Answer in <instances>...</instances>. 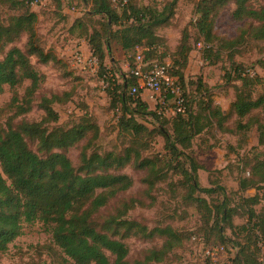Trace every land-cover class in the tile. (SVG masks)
Segmentation results:
<instances>
[{
  "label": "trees",
  "instance_id": "1",
  "mask_svg": "<svg viewBox=\"0 0 264 264\" xmlns=\"http://www.w3.org/2000/svg\"><path fill=\"white\" fill-rule=\"evenodd\" d=\"M3 1L12 3L21 12L11 15L6 24L0 23V54L6 44L21 35L27 36L23 50L14 47L0 59V94L6 87L9 89L11 98L6 106L12 116L18 117L31 111L33 96L42 81L31 58L40 65H60L62 62L53 50L43 46L37 31L38 14L28 8L31 2L40 0ZM80 1L87 4L89 10L83 11L73 29L80 30L81 40L98 61L96 74L102 75L110 108L118 114V133L129 136L132 144H142L145 138L157 135L163 140L166 155L144 157L141 152L146 150H135V145L121 153L104 154L90 153L86 147L76 169L66 152L90 133L95 139L99 128L84 119L66 129L49 128L48 125L58 121L53 104L59 103L60 98H42L38 107L44 112V118L40 122H24L7 130L0 128V253L22 235L26 226L38 225L49 236L48 248L59 264H127L129 250L124 241L133 237L162 239L161 246L149 250L145 258L146 264L161 263L183 242L171 226L148 229L130 220L127 216L134 207L131 202L121 203L116 214L97 221V216L111 201L133 186L130 177L112 172L134 166L146 174L143 183L152 188L170 170L182 177L192 194H210L214 192L212 186L205 188L198 183L197 173L202 166L190 153L195 138L210 129L228 133V124L235 119L239 130L249 131L255 127L258 144L264 145V78L255 71L251 73L250 67L236 59L241 44L264 41V0H198L195 19L180 31L179 40L170 54L157 30L171 25L172 9L178 0H169L162 10L131 0L123 5L111 0ZM253 1H259L258 6H254ZM230 4L234 6L230 16L235 23L241 24V28L238 36L222 38L215 32V22ZM192 32L195 42L202 46L204 62L208 65L227 62L222 68L223 76L226 85L233 89V99L225 112L215 104L214 94L201 77L195 81L185 78L184 70L192 51ZM161 48H165L166 53L161 52ZM114 49L126 58L129 53L136 54L141 49L142 62L148 66L155 62L152 59L159 58L158 62H161L168 55L171 62L168 73L182 91L185 113H173L167 117L162 109L150 110L141 99L140 90L132 91L136 87V78L131 72V61L129 71L123 72L111 58ZM108 57L110 68L105 64ZM255 67L264 69V64L257 60L251 68ZM25 81H29V85L21 96L18 90ZM160 99L169 103L171 111L174 110L172 94L162 89ZM26 139L36 141L38 153L30 150ZM239 162H244V168L248 169L247 177L239 180V191H256L254 196L242 200L247 209V231L251 230L259 251L258 246L264 239V210L261 214L254 206L259 205L264 197V155H256L252 161H247L245 156ZM162 165L167 166L165 172L160 170ZM194 201L206 210V223H211L220 243L231 242L224 234V226L231 225L227 199L223 197L214 206L203 198ZM245 250L239 247L234 264L249 259ZM29 263L46 264L39 261ZM253 263L264 264V260L256 259Z\"/></svg>",
  "mask_w": 264,
  "mask_h": 264
},
{
  "label": "rangeland",
  "instance_id": "2",
  "mask_svg": "<svg viewBox=\"0 0 264 264\" xmlns=\"http://www.w3.org/2000/svg\"><path fill=\"white\" fill-rule=\"evenodd\" d=\"M131 1H136L140 5L154 6L157 10H162L169 2V0ZM197 2L198 0H178L172 9L171 25L157 30L158 35L164 38V46L169 49L167 53L173 52L179 40L180 31L195 19ZM112 4L118 7L117 4ZM252 4L258 6L259 1H253ZM28 8L38 14L37 31L43 46L45 49L53 50L62 64L40 65L31 58L34 68L42 76L38 91L33 96L32 109L18 117L12 116L13 113L6 106L11 98V93L6 87L0 94V128L7 130L17 128L24 122H40L44 118V112L38 107L41 99L57 96L60 102L54 103L53 108L58 114V121L56 124L48 125L49 128L57 126L66 129L79 123L81 119L90 121L99 128L95 139L90 133L84 141L66 152L76 169L80 166L81 154L86 147L89 148L90 153L104 154L121 153L125 148L135 145V150H146L141 152L144 157L166 155L163 140L157 135L145 138L142 144H132L129 136L118 133V114L110 108V99L105 91L106 83L102 75H93L75 63L74 57L77 54L84 57L92 54L89 48L82 47L83 37L80 30L73 29L75 21L82 17L83 11L89 10V6L80 0H40L36 5ZM233 9L234 6L230 4L216 20L215 32L219 37L238 36L241 24L232 20L230 14ZM19 12L21 10H17L12 3L0 0V23L6 24L11 15ZM191 34L192 51L184 70L185 78L195 81L197 77H201L202 82L214 94V101H218L222 108L227 109L233 96V89L226 85V79L223 76L222 68L227 62L215 65L204 62L202 46L195 42L194 33ZM26 38V35H21L14 42L6 44L0 59L14 47L23 50ZM240 46L241 49H237L240 54L236 59L246 67H250L251 73L255 71L264 78V69L251 68L257 60L264 64V41ZM164 49L161 48L160 51L166 53ZM137 55L142 56L141 49L137 50L136 54L129 53L127 58L114 49L111 58L117 66L122 61L128 64L131 61L132 72ZM152 60L155 61L154 63L169 62L171 64L168 55L161 62H158L159 58ZM110 61L109 57L105 59V64L109 68ZM28 85L29 81H25L18 90L21 96ZM180 92L182 94L181 89ZM145 93L146 91L140 90L141 96ZM160 95L161 93L158 92H149L148 97L145 96L143 101L147 103L150 110L162 109L165 115L169 109V103L162 102ZM234 120L232 119L228 124L230 132L224 133L210 129L195 138L192 143L190 153L202 166L197 173L198 183L205 188L212 186L213 193L192 194L182 177L170 170L166 172L163 180L156 182L152 188H148L143 183L146 174L130 165L119 172L112 173L130 177L133 181L132 188L111 201L110 205L97 216V221L100 222L109 214H116V209L121 203L131 202L134 207L127 216L130 220L139 222L148 229L171 226L181 236L182 245L171 251L163 262L150 264H234L233 259L239 247L246 248L245 253L248 252L250 255L247 261L242 259L241 264H246L245 262L254 264L253 261L256 259L264 260V239L260 242L258 251L251 230L247 231L249 228L246 225L247 209L242 200L243 197L254 196L256 191L240 192L238 189L239 180L246 178L248 171L244 168V162H239L240 158L247 156V161H252L256 155L257 157L264 155V145L258 144L255 127L249 131L239 130ZM148 126L153 129L152 125ZM26 143L31 151H38L36 141L26 139ZM86 152H88L87 149ZM160 170L165 172L167 166L162 165ZM258 193L262 197V193L260 191ZM223 197L227 199L231 210V225L224 226V234L231 242L224 244L220 243L217 234L211 229V223H206V210L200 208L194 201L195 198H203L210 206H214L220 203ZM254 209L262 214L264 197L259 205L254 206ZM124 243L129 250L127 264H146L147 252L159 248L162 239L155 237L145 240L133 237L126 239ZM49 245V236L41 231L38 225L26 226L22 235L9 243L6 251L0 253V264H27L31 261L59 264L58 259L53 258L54 253L50 252Z\"/></svg>",
  "mask_w": 264,
  "mask_h": 264
},
{
  "label": "built area",
  "instance_id": "3",
  "mask_svg": "<svg viewBox=\"0 0 264 264\" xmlns=\"http://www.w3.org/2000/svg\"><path fill=\"white\" fill-rule=\"evenodd\" d=\"M116 3L125 4L128 0H111ZM38 2H31V5H36ZM201 45V44H199ZM75 63L81 68L93 75L98 71V61L96 57L92 54L87 57L77 54L74 57ZM135 67L132 74L136 78V87L133 88V92L136 89L150 92V93H161L162 89L168 91L174 96V114H184L185 105L184 99L180 92L179 87L175 84L174 79L169 76V62L164 63H153L148 66L146 63L142 62L140 55L135 58Z\"/></svg>",
  "mask_w": 264,
  "mask_h": 264
},
{
  "label": "crops",
  "instance_id": "4",
  "mask_svg": "<svg viewBox=\"0 0 264 264\" xmlns=\"http://www.w3.org/2000/svg\"><path fill=\"white\" fill-rule=\"evenodd\" d=\"M81 43H82V47H85V46H86L85 48H88L87 44H86L83 40H81ZM124 58H125V57H124ZM119 66H120V68H121V70H122L123 72H127V71H129L128 63H127L126 61H122V63H120ZM148 95H149V92H148V93L146 92L144 95L141 96V99L144 100V98H146L145 96L148 97ZM232 97H233V96H232ZM232 99H233V98H232ZM232 99H231V100H232ZM229 103H230V102H229ZM215 104H217V105L220 106V104H219L218 101L215 102ZM220 107H221V106H220ZM221 109L225 112V111H227V110L229 109V105H228V108H227V109H224V108H222V107H221ZM172 114H173V111H171V109H168L167 114H165V116L169 117V116H171Z\"/></svg>",
  "mask_w": 264,
  "mask_h": 264
}]
</instances>
